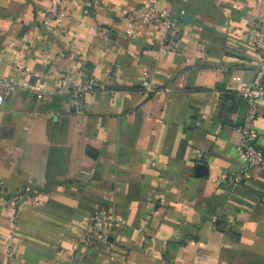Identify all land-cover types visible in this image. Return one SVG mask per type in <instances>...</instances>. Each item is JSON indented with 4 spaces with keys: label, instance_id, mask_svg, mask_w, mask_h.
Instances as JSON below:
<instances>
[{
    "label": "crops",
    "instance_id": "crops-1",
    "mask_svg": "<svg viewBox=\"0 0 264 264\" xmlns=\"http://www.w3.org/2000/svg\"><path fill=\"white\" fill-rule=\"evenodd\" d=\"M151 3L185 34L184 54L132 25ZM259 27L264 0H0V79L14 86L0 182L22 196L0 198V264H264V168L228 183ZM67 74L98 83L80 106L58 91ZM253 110L264 143V101ZM102 208L127 223L87 247Z\"/></svg>",
    "mask_w": 264,
    "mask_h": 264
},
{
    "label": "built area",
    "instance_id": "built-area-1",
    "mask_svg": "<svg viewBox=\"0 0 264 264\" xmlns=\"http://www.w3.org/2000/svg\"><path fill=\"white\" fill-rule=\"evenodd\" d=\"M69 17V12L62 8L48 10L47 18L60 23L62 28ZM132 25H147L154 28L157 32L163 49L166 52L182 55L185 53V34L178 27L177 23L172 21L167 10L159 8L156 4L151 3L143 11L141 16L131 18ZM133 26L127 30L128 34L133 33ZM253 48L256 53L254 61V78L250 84H242L238 87L237 94L249 107L247 120L237 128L239 134V151L243 159L241 170L231 176L228 183L232 187L240 186L249 176L251 170L256 167L264 168V143L260 142L261 135L256 127V117L254 115V106L264 101V28L259 27L255 30L253 38ZM98 83L95 79L87 81L74 78L73 75L67 74L62 78L59 92L71 93L78 106L81 105L83 95L97 89ZM14 86L6 79H0V105L6 99V96L12 91ZM40 97L47 92L42 88L36 89ZM0 198L5 203L18 205L22 200L19 194H9L4 184L0 182ZM12 223H15L16 214H11ZM127 220L106 209H99L89 218L83 226L80 234V241L83 245L93 248L100 246L108 241L110 233L115 228L126 225ZM11 240L4 245V250L8 253L11 250Z\"/></svg>",
    "mask_w": 264,
    "mask_h": 264
}]
</instances>
